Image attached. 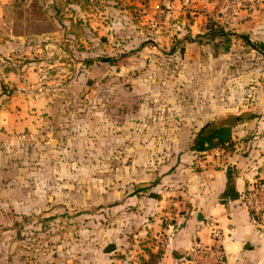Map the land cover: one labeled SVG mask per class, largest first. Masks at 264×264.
I'll return each instance as SVG.
<instances>
[{"label": "rangeland", "instance_id": "374dc122", "mask_svg": "<svg viewBox=\"0 0 264 264\" xmlns=\"http://www.w3.org/2000/svg\"><path fill=\"white\" fill-rule=\"evenodd\" d=\"M194 1L0 0V27L22 39L5 51L17 76L0 110L26 123L0 129V264L156 263L136 183L239 103L246 74L264 77V48L231 31L227 0L204 34L182 26Z\"/></svg>", "mask_w": 264, "mask_h": 264}, {"label": "crops", "instance_id": "0c3cea01", "mask_svg": "<svg viewBox=\"0 0 264 264\" xmlns=\"http://www.w3.org/2000/svg\"><path fill=\"white\" fill-rule=\"evenodd\" d=\"M171 5L169 8L174 10ZM224 5L225 0H195L191 6L202 12L191 18L196 19L192 23L181 17L182 26L185 28L188 24L189 33L204 34L203 23L209 19L217 21L218 11ZM155 8L160 6L157 4ZM167 13L165 20L169 15L174 16L171 11ZM237 21L234 18L228 21L231 31L248 35L264 48V7ZM4 30L0 27L3 35L0 36V99L9 96L11 81L17 76L5 51L22 40L18 35L12 42L10 33ZM191 43L199 45L200 41ZM243 80L253 85L244 91L242 100L232 108L222 107L197 127L209 137L201 149H197L198 134H195L185 141L180 154L172 158L170 169H165L164 175L149 174L145 181L136 183L131 202L136 198L139 209L152 207L149 214L145 212V217L152 221L148 226L156 239L151 252L157 259L155 264H190L197 256L198 247L215 243L213 230L220 235L223 264H264V227L257 223L243 199L248 186L264 176V77L249 72ZM17 81L16 88L20 89L23 81L20 69ZM15 107V104L4 105L0 110V129L26 126L25 120H21L24 119L22 110L17 112ZM145 184L153 186L136 191L139 185ZM145 191L149 194L138 196ZM140 198L144 200L139 201ZM137 212L144 214V211Z\"/></svg>", "mask_w": 264, "mask_h": 264}, {"label": "built area", "instance_id": "2783aa9c", "mask_svg": "<svg viewBox=\"0 0 264 264\" xmlns=\"http://www.w3.org/2000/svg\"><path fill=\"white\" fill-rule=\"evenodd\" d=\"M259 0H227L226 8L231 9V19H243L254 11ZM214 154L213 156H216ZM212 156V157H213ZM246 206L254 215L257 223L264 227V176L256 178L247 188L243 196ZM215 243L212 246L198 247L190 264H223L224 257L220 249V235L213 230Z\"/></svg>", "mask_w": 264, "mask_h": 264}, {"label": "trees", "instance_id": "16d2710c", "mask_svg": "<svg viewBox=\"0 0 264 264\" xmlns=\"http://www.w3.org/2000/svg\"><path fill=\"white\" fill-rule=\"evenodd\" d=\"M212 32H214V36L216 37H222V38H227L230 34H233L232 32H228V31H225L224 27L222 26H218L215 28V26H213L212 28ZM243 41L244 43L251 47V49H263V47L259 44H257L256 42H253L250 40V37L248 35H245V34H242L239 36ZM263 55H264V52H263ZM87 62H91V60H88ZM197 149H201V145L205 142H208L209 141V137H207L205 134H204V131H200V133L198 134V137H197ZM195 146V147H196ZM151 186L153 185H139L138 186V189L136 190L137 192H140V191H144V190H147L149 189Z\"/></svg>", "mask_w": 264, "mask_h": 264}]
</instances>
